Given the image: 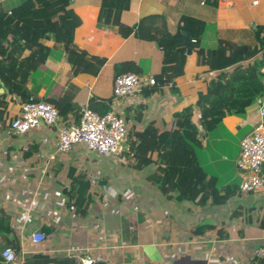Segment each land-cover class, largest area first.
Masks as SVG:
<instances>
[{"label":"crops","instance_id":"obj_1","mask_svg":"<svg viewBox=\"0 0 264 264\" xmlns=\"http://www.w3.org/2000/svg\"><path fill=\"white\" fill-rule=\"evenodd\" d=\"M19 1L0 0V5L7 12L27 6ZM101 2L72 0L68 7L79 50L73 65L45 30L53 19L3 26L0 65L25 77L19 85L53 105L60 119L55 126L8 135L22 101L0 80V249L15 251L10 264H56L47 258L78 264L85 256L104 264H251L264 257V188L240 192L242 175L235 165L240 140L259 122L264 80L241 83L226 102L236 98L251 105L240 114L224 111L221 123L205 136L199 130L194 144L206 176L220 189L235 190L223 204L166 200L147 181L155 164L137 170L83 145L68 153L56 147L59 131L78 123L80 105L115 112L127 131L152 126L158 133L172 132L173 114L205 92L218 72L203 74L189 54L183 74L159 92L146 86L128 98L114 97L113 79L122 73L159 76L163 54L157 40L173 34L182 16L210 27L206 42L254 44L256 27L264 26V0H129L118 20L125 37L118 23L103 19ZM200 228L203 233H196ZM35 232L45 235L40 244L29 240ZM0 264L6 263L0 259Z\"/></svg>","mask_w":264,"mask_h":264},{"label":"trees","instance_id":"obj_2","mask_svg":"<svg viewBox=\"0 0 264 264\" xmlns=\"http://www.w3.org/2000/svg\"><path fill=\"white\" fill-rule=\"evenodd\" d=\"M71 1L21 0L19 2L27 6L16 7L10 14L1 7L0 40L3 26L15 25L18 20L53 19L45 30L53 34L57 45H62L67 53V59L73 65L72 58L77 57L79 50L73 44L76 23L67 15ZM101 4L103 19L116 24L119 15L128 10L129 0H102ZM117 25L121 35L127 36L128 32L123 33L121 24ZM209 29L210 27L201 20L182 16L173 34L158 38L157 44L163 54V68L161 74L155 77L156 84L151 86L150 93L159 92L161 87L173 78L181 76L185 71L189 54L195 55V67L203 74L210 72L218 74L209 83L205 92L199 93L193 102L173 114L176 127L172 132L158 133L152 126L141 131H128L129 152L124 154V160L137 170L152 164L157 166L154 173L147 177V181L166 200L194 202L200 207L208 203L223 204L234 195L235 190L231 187L220 189L215 178L206 176L197 161L194 144H198L201 136H205L221 123L224 111L233 110L234 113L240 114L244 108L251 105V102H238L236 98L226 102L229 95L236 96L241 83L254 79L264 80V26L256 27L254 44H235L219 39L213 43L206 42ZM183 33L188 34V47ZM100 65L101 63L90 74H95ZM0 80L7 87L9 95H15L22 103L34 97L19 85L21 81V83L26 81L25 77L9 74V69L1 65ZM262 95L264 96V83ZM206 104L210 106L204 107ZM196 112L197 117L194 115ZM104 113L106 111L99 114ZM199 130L202 131L201 136H198ZM154 154L157 157L155 161L152 159ZM203 231L204 228H200L196 233ZM46 262L58 264L55 259L47 258ZM67 262L64 261L63 264H69ZM251 264H264V257L254 258Z\"/></svg>","mask_w":264,"mask_h":264},{"label":"built area","instance_id":"obj_3","mask_svg":"<svg viewBox=\"0 0 264 264\" xmlns=\"http://www.w3.org/2000/svg\"><path fill=\"white\" fill-rule=\"evenodd\" d=\"M112 84L115 98H128L141 93L146 86H154L156 81L151 76L122 73L113 79ZM79 113L77 124L59 131L57 150L68 153L75 146L83 145L94 154L112 156L123 161L124 154L129 152L128 131L124 119L113 111L96 113L88 105H80ZM257 113L259 122L240 140L239 155L235 163L236 169L242 175L239 184V191L242 193H253L264 188V99L259 103ZM59 119V113L53 105L31 97L21 104V112L10 122L7 134H26L42 124L55 126ZM29 240L32 244H40L45 240V235L41 232L31 233ZM258 254L259 251L256 252V255ZM0 259L6 264L14 263L16 253L10 247L2 248ZM78 264H96V260L91 256H85L79 259Z\"/></svg>","mask_w":264,"mask_h":264},{"label":"water","instance_id":"obj_4","mask_svg":"<svg viewBox=\"0 0 264 264\" xmlns=\"http://www.w3.org/2000/svg\"><path fill=\"white\" fill-rule=\"evenodd\" d=\"M183 36H184L185 43H186V45L188 47L189 46V44H188V34L187 33H183ZM162 150H164V147H162Z\"/></svg>","mask_w":264,"mask_h":264},{"label":"rangeland","instance_id":"obj_5","mask_svg":"<svg viewBox=\"0 0 264 264\" xmlns=\"http://www.w3.org/2000/svg\"><path fill=\"white\" fill-rule=\"evenodd\" d=\"M245 194H248V193H245Z\"/></svg>","mask_w":264,"mask_h":264}]
</instances>
